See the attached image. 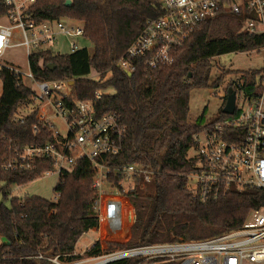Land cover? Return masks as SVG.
I'll return each instance as SVG.
<instances>
[{
    "label": "trees",
    "instance_id": "trees-1",
    "mask_svg": "<svg viewBox=\"0 0 264 264\" xmlns=\"http://www.w3.org/2000/svg\"><path fill=\"white\" fill-rule=\"evenodd\" d=\"M67 1L38 0L33 8L35 19L81 22L93 52L81 49L63 55L39 51L30 56L29 66L37 81L74 82L73 95L79 101L93 100L99 90L109 91L97 102V109L100 113H114L125 128L120 163L140 164L159 173L152 187L138 188L131 194L135 221L128 245L205 240L241 227L252 211L264 206V190L232 192L225 199L202 204L187 185L189 176L196 171L195 163L189 159L194 137L228 117L221 109L219 118L212 123L204 126L192 122V92L218 88L234 74L225 70L213 79L215 58L264 47L262 36L243 31L248 15L223 12L206 21L175 51L174 63L159 68L150 78L141 64L133 75L124 73L116 64L148 20L160 15V0H71V6ZM3 14L0 6V17ZM50 65L55 68L51 70ZM262 71L237 73L245 77L243 88L260 93L254 86ZM92 74L99 75V79L90 78ZM0 78V228L11 243L9 252L25 258L20 264H50L27 257L70 254L84 234L99 226L93 170L90 163L80 162L73 171L64 173L55 188L60 195L58 202L11 197L13 187L30 184L53 170L51 162L39 163L32 171L5 170L14 149L53 137L34 132L37 113L23 122L13 121L20 106L33 104L34 92L25 84L18 86L21 78L9 66L0 67ZM101 254L100 244L88 253ZM118 264L150 263L132 260Z\"/></svg>",
    "mask_w": 264,
    "mask_h": 264
},
{
    "label": "built area",
    "instance_id": "built-area-1",
    "mask_svg": "<svg viewBox=\"0 0 264 264\" xmlns=\"http://www.w3.org/2000/svg\"><path fill=\"white\" fill-rule=\"evenodd\" d=\"M37 1L0 0L4 10L0 17V58L8 49L21 46L26 48L29 64L32 54L52 51L61 37L69 39V53L82 49L79 41L85 35L83 24L71 19L38 22L33 13ZM223 12L247 14L243 31L264 38V0H160V15L148 20L116 66L133 75L141 64L152 78L159 68L174 63L175 51L198 28ZM16 36L19 42L14 43ZM262 52L264 47L257 51ZM10 69L21 78L18 86L25 84L34 92L33 104L20 106L13 121L23 122L37 113L34 132L49 133L53 140L16 147L4 169L32 171L39 163L51 162L53 170L45 175L60 178L80 162L90 163L97 192L98 239L81 249L82 254L77 244L70 254H39L27 259L50 264H118L132 260L150 264H264V206L252 211L241 227L214 238L129 246L135 218L131 194L138 188L152 187L159 173L140 164L120 163L125 128L114 113L97 109V102L110 92L99 90L93 100L79 101L73 95L72 81H37L30 66L26 73L17 67ZM262 69L254 86L260 93L245 90L242 75L230 79L228 85L232 87L228 89L236 92L234 113L194 137L189 159L196 171L189 176L187 188L202 204L225 199L232 192L264 190V66ZM227 96L228 90L224 99ZM48 108L53 114L47 112ZM59 198L58 194L54 202ZM101 238L127 242L107 254L102 251L99 256H89L93 247L101 245ZM10 244L0 228V264H20L25 259L10 253Z\"/></svg>",
    "mask_w": 264,
    "mask_h": 264
},
{
    "label": "rangeland",
    "instance_id": "rangeland-1",
    "mask_svg": "<svg viewBox=\"0 0 264 264\" xmlns=\"http://www.w3.org/2000/svg\"><path fill=\"white\" fill-rule=\"evenodd\" d=\"M74 21V20H73ZM81 23L79 21H76ZM82 24V23H81ZM19 42L16 36L15 42ZM79 46L82 49H88L93 52V45L87 39H80ZM55 54H68L69 53V39L66 37L59 38V44L52 49ZM213 79L218 78L225 70L234 72L227 77L224 83L218 88L210 87L207 89H196L191 95V113L190 120L194 123H201L207 125L216 121L220 116V111L225 104L224 96L228 90V82L230 79L240 78V74L260 70L264 66V52L257 53L253 51L250 53H232L220 56L214 60ZM0 65L17 67L25 73L29 71V64L27 59V51L25 47L15 46L7 50L3 57L0 58ZM240 73V74H237ZM98 78L99 75L92 74L90 78ZM35 89V87H33ZM3 91V83L0 78V97ZM32 108V107H30ZM47 112L53 114L52 109L48 108ZM26 113V112H25ZM59 126H64L57 122ZM59 176L56 174L45 175L42 178L27 184L25 186L13 187L10 193L11 197H40L50 202L56 201L57 193L56 186L59 183ZM188 187V185H187ZM188 189V188H187ZM9 206V202L7 203ZM135 217V214H134ZM135 221V218H134ZM100 229L98 231L91 230L84 234L78 242L79 254H82L84 248L91 245L93 241L98 239ZM131 239V238H130ZM130 241V240H129ZM125 240L120 242L107 241L105 238L100 239L103 253L107 254L118 248L119 244H126ZM122 247V246H120ZM119 247V248H120ZM83 249V250H81ZM248 264V263H246Z\"/></svg>",
    "mask_w": 264,
    "mask_h": 264
},
{
    "label": "water",
    "instance_id": "water-1",
    "mask_svg": "<svg viewBox=\"0 0 264 264\" xmlns=\"http://www.w3.org/2000/svg\"><path fill=\"white\" fill-rule=\"evenodd\" d=\"M72 1H67V6H71ZM51 70H53L55 67L53 65H50L49 67ZM74 85V82L71 83ZM235 104H236V92L233 88L228 89V96H227V103L223 109V113L226 115H232L235 111Z\"/></svg>",
    "mask_w": 264,
    "mask_h": 264
}]
</instances>
